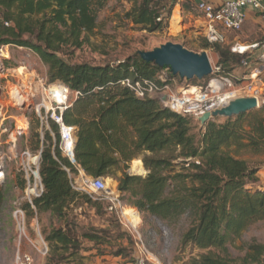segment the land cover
<instances>
[{
	"label": "trees",
	"instance_id": "trees-1",
	"mask_svg": "<svg viewBox=\"0 0 264 264\" xmlns=\"http://www.w3.org/2000/svg\"><path fill=\"white\" fill-rule=\"evenodd\" d=\"M109 1L0 0V47L32 50L48 68L51 83L60 82L81 93L63 113L64 123L76 128L78 167L91 178L117 181L118 191L140 213L163 221L187 217L189 228L182 235V247L208 251L191 264H264L263 244H251L241 260L228 253L230 243L264 222L259 169L241 158L243 151L264 154V105L240 116L212 118L200 126L197 137L193 130L199 127L198 120L171 112L158 99L137 98L120 84L128 78L154 80L166 70L143 61L140 52L116 64L67 61L74 51L95 45L92 38L100 32V14ZM120 1L130 6L122 21L150 34L169 32L178 4L187 13L196 8L194 2L179 0ZM202 47L218 55L217 64L225 73L240 68L245 58L226 45L206 41ZM50 127L54 137L43 128L42 138L40 119L33 114L30 139L33 153H41L44 192L23 209L31 218L49 213L63 223L42 234L49 249L45 264H87L84 242L109 244V232L80 230L76 211L84 207L98 211L108 204L73 188L79 172L60 149L59 126L51 122ZM138 158L148 171L146 177L128 172ZM123 254L119 251L116 257Z\"/></svg>",
	"mask_w": 264,
	"mask_h": 264
},
{
	"label": "rangeland",
	"instance_id": "rangeland-1",
	"mask_svg": "<svg viewBox=\"0 0 264 264\" xmlns=\"http://www.w3.org/2000/svg\"><path fill=\"white\" fill-rule=\"evenodd\" d=\"M129 8L130 6L123 1L110 0L107 8L100 14V32L92 38L95 45L93 47L85 46L81 50L74 51L66 60L72 64H116L119 61L134 56L138 52L153 51L162 45L172 42L183 44L199 54L207 52L211 63L217 64L215 53L212 50H204L202 47L206 43L205 39L199 34H190V31H201V27L195 29V24H191L187 33L180 37L173 36V32L172 35L171 32L164 34L142 32L135 29L131 24L122 21L124 10ZM173 14L171 20L173 19ZM177 22H173V26ZM177 26L176 28L179 29L180 25L178 24ZM11 53L13 60L11 63L6 64V69H11L10 76L14 74L13 70L18 72L17 75L21 73V66L23 63H27L29 69L34 68L38 76L47 85L56 87L62 84L60 82H50L48 68L35 53H30L31 58L28 57L29 52L26 50L20 51L13 48ZM243 74L244 72L239 77L243 76ZM17 75L15 74V77ZM175 79V92H181L182 89H187L188 87L203 86L208 82L205 83L206 80L187 81L186 79H180V77ZM7 80L10 82L8 85L6 84ZM16 82L17 80L11 79V77H8V79H4L3 77L1 81L2 91L0 92V102L5 107L3 114L0 115V121L5 114L7 119L4 125L9 131L8 134H3L0 138V164L4 173V177L0 179V190L3 197L0 201V264H12L19 251L31 254L35 258V264H45L46 257H43L35 246L39 247L42 244L43 235L49 233L53 228L61 227L63 223L53 218L49 213L31 218L29 213L23 209L26 202L32 197L28 190V179L33 184V171H35L33 158H29L24 153L28 150L32 155L37 154L33 153L31 146V118L33 114H36L33 110V103L37 106L40 101L34 100L31 103V107H24V113L30 119L28 135L19 139L16 147L7 145L6 142L9 139V134L14 129V123L8 118L22 114L10 101L11 91L13 90L12 85H15ZM220 122H223V119H220ZM200 126L201 124L199 123V127L193 130V134L197 137L201 134ZM241 158L246 160L251 166L259 169L260 186L264 188V154L243 151ZM137 160L143 163L142 158L134 160L130 164L128 172L131 175L146 177L148 171L145 169L144 164L143 168L146 171L144 174L138 175L133 171V163ZM73 179L82 184L87 177L78 174ZM88 180L91 181L92 178L88 176ZM105 181L107 187L119 195L120 200L127 209H136L129 205L125 199L126 197L118 191L117 181L112 178H105ZM24 183L25 188L22 189ZM93 196L96 199L100 197L94 193ZM17 210L23 211L25 219L26 236L22 238H20L19 219L14 216ZM76 214H78L77 222L80 230L86 231L91 228H98L107 229L109 232V244L97 246L93 243L84 242V248L88 251L86 253V256H88L87 264H133L134 241L126 227L122 224V219L119 215L115 212L111 213L106 204L98 211L84 207L83 210L78 209ZM128 214L132 221L140 224V217L137 213L129 210ZM140 215L141 232L149 248L160 258L162 264H191L192 259L208 253V251H202L192 246L182 247V235L189 228L187 217L175 221H163L148 214L140 213ZM253 243L264 245V222L251 226L243 233L240 239L235 240L232 244L230 243L228 253L231 258L241 260L245 257L248 247ZM119 251H123L124 254L121 257H116V253Z\"/></svg>",
	"mask_w": 264,
	"mask_h": 264
},
{
	"label": "built area",
	"instance_id": "built-area-1",
	"mask_svg": "<svg viewBox=\"0 0 264 264\" xmlns=\"http://www.w3.org/2000/svg\"><path fill=\"white\" fill-rule=\"evenodd\" d=\"M198 10L203 17L202 37L210 44L228 45V33L240 32L247 19V10L260 12L264 15L263 0H234L228 1L221 6H214L209 3H201ZM9 26V24H6ZM26 50L29 52L28 57L31 58L32 50L20 48L13 45H5L0 47V92L2 91V78L17 80L12 85L11 103L22 114L9 117L14 123V129L9 134L7 145L16 147L19 139L28 135L30 130V119L24 113V107H31L32 101H40L37 106L33 103V110L40 119L43 128L51 132L50 123L53 122L60 128V149L63 155L76 167L80 176L87 177L82 184L77 181L73 182V188L80 192H85L93 196L98 194L101 201L108 204V210L116 213L122 219V224L126 227L134 241V262L133 264H162L160 258L149 248L142 232H141V215L137 209H127L120 197L111 191L103 178L88 180V176L81 170L75 158V150L77 146L76 128L67 126L64 123L63 113L72 108L74 103L81 96L80 92H72L66 85L59 84L56 88L59 94L54 93L53 86L44 83L43 79L38 76L36 70L29 69L27 63L21 66L22 72L17 75V71L10 76V68L6 69V64L11 63V50ZM230 50L234 54L245 56L241 63L243 76L235 75V72L225 73L218 64L212 65V74L208 82L203 86L188 87L182 89L181 92H175V78L172 77L170 70H162L154 80H134L131 78L122 80L120 84L131 90L137 98L140 99H158L161 104L171 112L198 120L199 117L206 113H213L226 106L232 101L241 98H252L257 101V109L264 105V40L252 44L235 43L230 46ZM15 74L17 77H15ZM10 82L7 80L6 84ZM4 106L0 102V115L3 114ZM5 114L0 121V138L3 134H8L4 123L6 121ZM54 137V134L51 132ZM24 155L33 158V184L28 179V190L32 197L28 202L32 204L35 198L40 197L44 192V187L40 177V159L41 153L31 154L28 150ZM70 173V170H67ZM4 177L2 165L0 164V179ZM91 178V177H90ZM33 209L35 207L33 205ZM129 210L136 211L140 217V224H136L130 219ZM14 216L19 219L20 238L26 236L25 219L23 211L17 210ZM22 220H21V219ZM124 219V220H123ZM42 244L35 248L38 252L46 257L48 254V245L42 240ZM12 264H35V258L31 254L19 251Z\"/></svg>",
	"mask_w": 264,
	"mask_h": 264
},
{
	"label": "water",
	"instance_id": "water-1",
	"mask_svg": "<svg viewBox=\"0 0 264 264\" xmlns=\"http://www.w3.org/2000/svg\"><path fill=\"white\" fill-rule=\"evenodd\" d=\"M143 61L155 64L161 69H169L172 74L182 80L203 81L212 74V65L207 52L201 54L190 51L181 44L167 43L149 52H140ZM257 109V101L252 98H241L232 101L228 106L198 118L204 126L212 118H232Z\"/></svg>",
	"mask_w": 264,
	"mask_h": 264
},
{
	"label": "crops",
	"instance_id": "crops-1",
	"mask_svg": "<svg viewBox=\"0 0 264 264\" xmlns=\"http://www.w3.org/2000/svg\"><path fill=\"white\" fill-rule=\"evenodd\" d=\"M187 1L194 2L196 4V8L193 13L192 12L187 13L182 9L181 4H178L175 7V11L176 9L179 10L180 21L178 20L177 24L173 26V21H174L173 20L174 14H173V19L170 21V28H169V32H171V35L173 32V36L175 37H180V36L185 35L187 33V30L189 29V26H191V24H195L194 26L195 29H197L198 27H201V31H196V30L190 31V34L195 33V34H199L202 36V26H203L204 21H203L202 14L198 10V6L201 3H209L214 6H221L228 1H234V0H179L180 3L187 2ZM263 4H264V0H263ZM246 13H247V19H246V22L242 30L240 32L228 33L229 43L226 46L230 47L231 45L235 43L246 45V44H252V43L264 40V15L260 12H253L251 10H247ZM178 24L180 25L179 29L176 28L178 27L177 26ZM176 44H180V43H176ZM215 57H216V61L218 62V59H219L218 55L215 54ZM234 72H235V75L240 76L243 72V69L236 68Z\"/></svg>",
	"mask_w": 264,
	"mask_h": 264
},
{
	"label": "bare ground",
	"instance_id": "bare-ground-1",
	"mask_svg": "<svg viewBox=\"0 0 264 264\" xmlns=\"http://www.w3.org/2000/svg\"><path fill=\"white\" fill-rule=\"evenodd\" d=\"M174 21L173 22H177L179 20V10L176 9L175 13H174ZM53 91L56 94H59L60 92H58V90L56 88L53 87ZM60 95V94H59ZM132 169L135 173H137L138 175H142L144 174L146 171L143 168V163L140 160H137L133 163Z\"/></svg>",
	"mask_w": 264,
	"mask_h": 264
}]
</instances>
